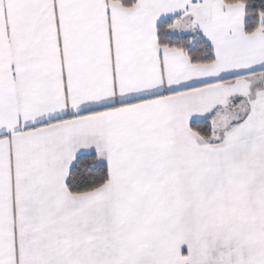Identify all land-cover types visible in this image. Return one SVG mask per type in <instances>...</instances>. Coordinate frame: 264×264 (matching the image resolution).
<instances>
[{
  "label": "snow or ice",
  "instance_id": "obj_1",
  "mask_svg": "<svg viewBox=\"0 0 264 264\" xmlns=\"http://www.w3.org/2000/svg\"><path fill=\"white\" fill-rule=\"evenodd\" d=\"M0 264H264V0H0Z\"/></svg>",
  "mask_w": 264,
  "mask_h": 264
}]
</instances>
